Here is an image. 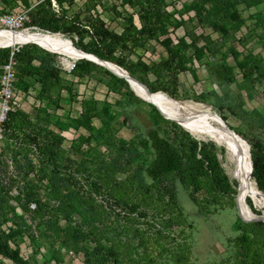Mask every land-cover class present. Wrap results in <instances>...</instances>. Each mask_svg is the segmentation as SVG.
Instances as JSON below:
<instances>
[{
	"label": "trees",
	"instance_id": "1",
	"mask_svg": "<svg viewBox=\"0 0 264 264\" xmlns=\"http://www.w3.org/2000/svg\"><path fill=\"white\" fill-rule=\"evenodd\" d=\"M2 1L6 5V1ZM21 1H24L26 7L30 6L28 0ZM76 1L38 0L28 15L30 14L32 23L42 30L71 37L77 48L125 68L151 92L163 91L177 99L175 84L178 72L188 71L195 80L199 79L198 68L193 66V61L204 69L206 79L215 81L222 88L236 83L237 75L240 74L243 85L250 84L246 86L248 98L260 88L264 89V58H257L251 53L241 55L235 46L222 50L221 42L214 41L209 36L202 37L203 43L199 44L198 37L191 38L189 42L184 36L172 38L168 35V27L174 29L183 24L182 15L192 10L200 24L211 26L221 33V37H227L229 25H239L242 22L238 5L243 3L249 7L264 3V0H192L190 4H184L181 10H176L178 18L174 12L165 8L163 0H121V5L129 6L130 10H126L124 15L118 12L122 15L120 32L110 29L101 14L97 13L96 5L103 0H80L82 5ZM12 2L13 6L10 8L17 5L16 0ZM135 17L139 26L135 23ZM261 39L264 40V35ZM149 40L160 43L166 56L149 60V64H145L142 55ZM8 46L0 48V66L9 59L13 51L16 87L26 92L34 89L36 99L42 104L40 107H52L49 100L59 93L58 88L63 81V69L56 58L57 54L43 50L34 43L23 44L14 50L12 45ZM138 47L143 48V51L137 55L136 60L130 59L126 52L135 51ZM188 49H192L189 55ZM142 70L153 75L154 79L141 77L139 72ZM100 71L108 79L99 78L98 83L125 97L124 100H116L122 108L132 106L133 99H141L140 102H143L124 78L85 58L77 60L69 74L81 79L94 77ZM198 97L202 101L207 100L205 93H200ZM93 104V101L80 100L77 125L90 132L86 137L87 141H96V147L104 146L106 152L92 147L82 152L80 158L66 155L61 159L66 165L73 167V172L89 178L90 188L95 192L103 189L116 204L132 211L141 209L140 213L153 208L159 215L166 217L163 227L177 231L182 242L177 245L178 249L169 252L168 248H163V251L169 253L175 264H196L192 261L188 236L183 229L187 216L179 207L173 181L177 180L185 188L192 203L200 210L215 204L220 196L226 194H235L237 207L239 182L230 176L229 180L226 169L218 159V153L223 155L226 148L222 146L225 149H219V145L212 140L196 139L189 130L191 134L178 123L164 118L152 104L148 106L155 110L157 116L147 114L145 123L138 121L134 114L120 113L123 124L135 131L131 139H123L111 131L106 134L103 129H96L91 124L90 108ZM238 104L242 108V101ZM241 111L256 117L262 128L263 138L250 141L249 144L253 175L258 188L264 193V115L257 110ZM102 112L108 115V107L103 106ZM222 118L226 119L224 116ZM102 123L106 125L108 122L103 120ZM7 128L21 132L36 143V139H42L50 151L59 148L63 140L61 134L43 128L37 119L22 110L9 114L5 131ZM34 142L29 143L30 146L27 144V149L31 147L34 151L33 146L37 147ZM22 148L25 149L23 146ZM41 155L37 150L33 152V156L42 162L44 156ZM33 156L25 154L24 158L14 160L25 178L35 172L38 162L32 159ZM120 171L124 172L123 178L117 176ZM249 172L251 175L250 169ZM46 180L48 197L54 199V203H46L48 214L37 224L50 228L61 245L74 252H82L84 264L157 263L158 260L151 256L147 245L139 237V230L134 229L133 237H138L135 244L130 238L122 239L121 233L127 229L119 231L111 226L107 221L108 212L105 207L97 203L89 191L80 192L71 186L69 175H65L59 165L53 163L49 167ZM9 197L1 186L0 255L13 264H39L25 259L19 249L11 245L12 238L22 233L26 224L17 221L22 215L9 202ZM42 197L34 186L27 184L14 199L20 202L22 211L26 212L30 204L38 209L42 204ZM251 200L250 197L246 198L251 210L261 214L262 211L259 212ZM9 213L11 218H6ZM6 220H12L8 229L3 226ZM49 220L56 222L53 226H47ZM60 220L66 221V226ZM234 231L236 235L228 240L229 245L234 248L233 264H264V221L236 222ZM159 233V236H164L162 232ZM142 246L145 247L139 250Z\"/></svg>",
	"mask_w": 264,
	"mask_h": 264
},
{
	"label": "rangeland",
	"instance_id": "2",
	"mask_svg": "<svg viewBox=\"0 0 264 264\" xmlns=\"http://www.w3.org/2000/svg\"><path fill=\"white\" fill-rule=\"evenodd\" d=\"M5 1V6L8 10L4 11L7 13L15 11L17 7L22 9L26 6L24 1L16 0L17 5L10 8L13 6V0ZM37 1L38 0H31L32 3ZM76 2L82 5V1L77 0ZM163 2L165 8L174 12L175 16L178 18L179 15L176 10H181L184 4H190L192 0H163ZM96 10L97 13L99 12L104 17L106 25L110 29L119 32L121 27L120 22L122 20V15L120 14H126V10H130V8L129 6L123 7L121 5V0H103L101 4L96 5ZM238 11L242 22L239 25H229V35L227 37H221V33L214 30L211 26L200 24L195 18L194 11L192 10L182 15L184 19L183 24L174 29L168 27V35L172 38L184 36L189 42L191 38L198 37L199 44L203 43L202 37L209 36L212 40H219L221 42L222 50H226L229 46H235L241 55L251 53L255 57L263 59L264 40L261 39V36L264 35V3L251 5L249 7H246L242 3L238 5ZM118 12L120 14H118ZM135 22L137 26H139V21L136 17ZM6 26L7 25H0V28ZM22 27L29 30L47 32L46 30H42L38 25L32 23L30 14L28 15V21L25 22ZM3 31H6V29L0 30V32ZM63 36L68 37L66 35ZM68 38L73 42L71 37ZM148 42L149 44L146 45L147 48L144 50L145 53L142 55V60L145 64H149V60H155L160 56H166V51L160 43L155 40H149ZM20 46L21 45H13L11 48L14 50ZM142 51L143 48L138 47L135 51H128L126 54L130 59L136 60L137 55ZM191 53L192 49H188L187 54L189 55ZM56 54V58L62 69L66 68L65 66L67 63L73 60L65 57L61 53ZM117 54H119V52ZM79 59H76L75 62ZM193 66L198 68L197 75L199 79L195 80L188 71L178 72L175 84V95L177 99L192 100L209 105L213 111L218 113L221 117L224 116L226 118L224 120H226L234 130H237L239 135L248 143L255 139L263 138L260 122L256 117L254 118L251 115L248 116L246 113H243L241 109H245L247 112L257 110L264 115V89L260 88L251 98H248L246 86L250 84L248 83L249 85L246 86L243 85L244 82L240 74L237 75L238 80L236 83L222 88L215 81L208 80L204 77V69L199 66L198 62L193 61ZM139 73L141 77H147L149 80L154 79L153 75L144 70ZM62 74L63 81L61 85H59L60 87L58 86V89H62L63 91H59V93H56V96H54L55 98L52 97L49 100L52 103V107H35L30 114L32 118L38 120L43 128L52 129L58 134H62L60 136L63 137V140L60 147L54 148L53 150L51 149L50 151L42 139H36V143L31 141V138H27L21 132L12 128L6 129L2 142L0 143V187L2 186V188L7 191L10 196L8 198L9 202L13 204L16 211L22 215L21 218H17V221L25 222L26 224L24 231L12 238V247H17L21 255L32 263L84 264L85 257L82 252H74L64 245H61L59 240L52 234L50 228H45L37 224L43 216H47L48 214L46 203H54V199L48 197L49 191L46 177L49 167L55 163L59 165L65 175H69L71 186L78 189L80 192L89 191L90 194L96 198L97 203L105 207L106 212H108L107 221L111 226L116 227L119 231L127 229L121 233L120 237L122 239L130 238L135 244L138 237H133V233L134 229L137 228L140 232L139 237H141L145 245H147V249L151 252V256L158 260L156 264H175V262L170 259L169 253L164 252L163 248H168L169 252L178 249L177 245L181 244L182 237L177 236V231L163 227V221L166 217L159 215L153 208L142 210L144 212L140 213L141 209L140 211H132L127 207L116 204L105 194L103 189L100 192H95L90 188V179L73 172V167L66 165L65 161L61 159V157L66 155L72 158H80L82 152L92 147L97 148L96 141H87L86 139L90 132L83 126L77 125L81 110L80 100L82 99L94 102L93 106L91 105L90 114L91 124L94 125L96 129H103L106 134L111 131L123 139H131L135 131L123 124L120 113L134 114V116L138 118L137 120L143 123H145L147 114L157 116V113L155 110L150 109L148 106L150 103L144 100L140 102V98V101L133 99L132 106L122 108L116 100H124L125 97H121L115 91H110L103 84L98 83L97 80L99 78L103 80L108 79V76L102 71L96 73L94 77L69 80L64 78V76L72 77L69 72L62 70ZM200 93H205L207 100H200L198 97ZM240 101H242V108L238 106ZM103 106L108 107V115L102 112ZM103 120H106L108 123L103 125ZM32 142L37 144L36 150L39 154H42L41 156H44L42 162L33 156L34 151L31 150V147L27 149V144L30 146L29 143L33 144ZM20 145L25 147V149ZM217 147L220 149L222 146ZM97 149L103 153L106 152L104 146H99ZM25 154L33 156L32 159L38 162L35 172H31L27 178L23 177L14 161L24 158ZM221 162L231 179H236L230 174L234 167V159L227 149L224 151L223 155L221 154ZM117 176L123 178L124 172L120 171ZM27 184L34 186L43 197L41 199L42 204L38 209L35 205L30 204L29 210L23 212L20 207V202L15 200L14 196H16ZM173 185L176 190L179 207L187 216V222L183 229L188 236L187 243L190 245L192 261L196 264H233L232 255L234 253V248L229 245L228 240L236 235L234 224L236 222L244 223L239 217V210L235 204V194L222 195L215 204L208 205L200 210L192 203L187 191L177 180L173 181ZM253 202L259 212L260 210L264 212L263 207L257 205L254 200ZM6 218H11V214H7ZM55 222L56 221L49 220V223L46 222L48 225H46L53 226ZM60 223L66 226V221L60 220ZM11 224L12 220L3 222V226L7 229ZM159 232H162L164 236H159ZM143 247L145 246L140 247L139 250H142ZM162 251L163 254L159 255ZM0 264H13V262L0 255Z\"/></svg>",
	"mask_w": 264,
	"mask_h": 264
},
{
	"label": "bare ground",
	"instance_id": "3",
	"mask_svg": "<svg viewBox=\"0 0 264 264\" xmlns=\"http://www.w3.org/2000/svg\"><path fill=\"white\" fill-rule=\"evenodd\" d=\"M2 29H6V31L0 32V46H18L25 43H35L45 49L59 52L73 60L82 58L85 55L80 51L81 49L70 42L68 37L60 33L29 30L16 24L0 28V30ZM112 63L114 65L107 64V66L119 75H126V72L123 70L125 68L114 62ZM139 82L129 79V84L139 97L152 101L153 105L161 113L176 119L199 139L212 140L217 145L224 146L228 150L234 159V167L232 171L230 170V174L239 182V197L237 196L239 216L244 220L256 217L248 206L246 198L251 197L257 205L264 208V195L256 187L250 175V161L246 143L242 142L235 135L226 120L222 119L209 105L192 100L176 99L163 91L151 92ZM150 92L154 94L150 95ZM261 214H264V212L262 211Z\"/></svg>",
	"mask_w": 264,
	"mask_h": 264
},
{
	"label": "built area",
	"instance_id": "4",
	"mask_svg": "<svg viewBox=\"0 0 264 264\" xmlns=\"http://www.w3.org/2000/svg\"><path fill=\"white\" fill-rule=\"evenodd\" d=\"M30 9L31 7L22 8L7 13L0 6V25L16 24L22 27V25L28 21V13ZM101 17L104 19L102 15ZM15 64L16 61L13 57L12 51L9 59L0 66V143L4 137L5 123L8 120L10 113L17 110L31 112V110H33L32 107L35 108L42 105L39 100L34 99L30 91L26 92L16 87V76L14 72ZM74 66L75 60H71L63 70L70 72ZM27 100L30 101L29 104L25 102ZM33 150H36L35 146H33Z\"/></svg>",
	"mask_w": 264,
	"mask_h": 264
},
{
	"label": "water",
	"instance_id": "5",
	"mask_svg": "<svg viewBox=\"0 0 264 264\" xmlns=\"http://www.w3.org/2000/svg\"><path fill=\"white\" fill-rule=\"evenodd\" d=\"M70 40V42H72V40L71 39H69ZM73 43V42H72ZM39 46V45H38ZM2 47H9V46H0V48H2ZM39 47H41V46H39ZM42 49H45V48H43V47H41ZM45 50H47V51H50V52H54V53H59V52H55V51H52V50H49V49H45ZM81 52H83L85 55L84 56H82V58H85V59H87V60H90V61H92V62H94V63H96V64H98V65H101V66H103V67H105L106 69H108L109 71H111L112 73H114L116 76H118V77H121V78H124L125 80H126V82L129 84V79H131V80H135L136 82H138V80H136V79H134L130 74H129V72L126 70V69H123L125 72H126V75L125 76H122V75H119V74H117V73H115L111 68H109L108 66H107V64H113L111 61H106V60H102V59H100V58H98L96 55H94V54H91V53H87V52H85V51H83V50H80ZM91 57H94V58H91ZM114 65V64H113ZM115 66H117V65H115ZM118 67V66H117ZM142 86H144L147 90H148V87L145 85V84H143V83H141V82H139ZM129 87L131 88V90L134 92V94L136 95V96H138L137 95V93L133 90V88L131 87V85L129 84ZM150 95H152V94H154V93H149ZM142 100H144L145 102H148V103H150V104H154V103H152V101H149V100H145V99H142ZM154 106V105H153ZM161 115L164 117V118H166V119H168V120H171V121H174V122H176V123H178L179 125H181L176 119H174V118H172V117H170V116H168V115H166V114H163V113H161ZM223 119V118H222ZM184 129H186L183 125H181ZM234 133H235V135L242 141V142H244V143H246V145H247V150H248V154H249V161H250V171H251V176H252V178H253V180H254V182H255V185H256V187L258 188V186H257V184H256V181H255V178H254V175H253V167H252V160H251V152H250V144L246 141V140H244V138H242L232 127L230 128ZM187 130V129H186ZM188 131V130H187ZM189 132V131H188ZM190 133V132H189ZM191 134V133H190ZM192 136H194L193 134H191ZM196 139H198V140H202V141H207V140H205V139H199L198 137H196V136H194ZM214 143V142H213ZM215 144V143H214ZM218 159H219V161H220V163H221V166L223 167V165H222V162H221V153H218ZM224 168V167H223ZM225 173H226V171H225ZM227 174V173H226ZM227 176H228V178H229V180H230V177H229V175L227 174ZM259 189V188H258ZM259 191L260 192H262L260 189H259ZM262 194L264 195V193L262 192ZM252 201V200H251ZM253 202V201H252ZM254 205V204H253ZM249 206V205H248ZM254 207H255V205H254ZM256 208V207H255ZM251 209V208H250ZM257 209V208H256ZM253 214L256 216V217H254V218H251V219H249V220H244V219H242L241 218V216H239L244 222H251V221H259V220H261V221H264V214H256L255 212H253Z\"/></svg>",
	"mask_w": 264,
	"mask_h": 264
},
{
	"label": "crops",
	"instance_id": "6",
	"mask_svg": "<svg viewBox=\"0 0 264 264\" xmlns=\"http://www.w3.org/2000/svg\"><path fill=\"white\" fill-rule=\"evenodd\" d=\"M17 1H19V0H17ZM28 3L30 4V6L29 7H32L34 4H35V2H31V0H28ZM0 6L3 8V10H8V8H6V6L3 4V1L2 0H0ZM29 7H26L25 6V8H29ZM17 8H19V7H17ZM15 9V10H18V9ZM20 9V8H19ZM136 23V22H135ZM137 25V24H136ZM122 30V27H120V31ZM119 31V32H120ZM65 74H67V73H65ZM64 78L66 79V80H69V79H75V78H73V77H66V76H64ZM63 90L62 89H60V92H62ZM30 92H31V94H32V96L34 97V99H36V96H35V90L34 89H30ZM36 100H39V99H36ZM40 101V100H39ZM27 104H29V100H27V101H25ZM33 109H34V107H32ZM26 113H28L29 115L32 113V110H31V112H26Z\"/></svg>",
	"mask_w": 264,
	"mask_h": 264
}]
</instances>
